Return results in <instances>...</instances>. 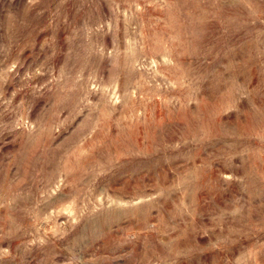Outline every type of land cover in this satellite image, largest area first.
Masks as SVG:
<instances>
[{
	"label": "rangeland",
	"instance_id": "rangeland-1",
	"mask_svg": "<svg viewBox=\"0 0 264 264\" xmlns=\"http://www.w3.org/2000/svg\"><path fill=\"white\" fill-rule=\"evenodd\" d=\"M0 264H264V0H0Z\"/></svg>",
	"mask_w": 264,
	"mask_h": 264
}]
</instances>
